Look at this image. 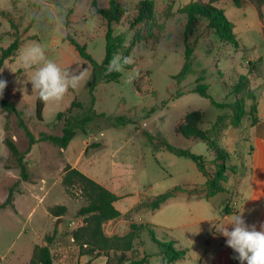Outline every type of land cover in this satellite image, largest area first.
I'll use <instances>...</instances> for the list:
<instances>
[{
    "label": "rangeland",
    "instance_id": "1",
    "mask_svg": "<svg viewBox=\"0 0 264 264\" xmlns=\"http://www.w3.org/2000/svg\"><path fill=\"white\" fill-rule=\"evenodd\" d=\"M139 1L122 0L127 14L135 13ZM154 1L158 13L156 25L151 28L139 25L131 31L125 23L114 26L115 34L128 31L127 46L137 31H150L153 36L132 48L133 68L122 71L119 82H100L96 86L93 102L87 84L92 66L66 40L71 36L86 44L94 59L102 62L107 23L92 0H0V9L11 14L17 27L13 29L8 20L0 18V48L9 46L15 36L21 41L17 56L7 59L0 71V79L7 81L2 98L12 101L24 112L23 117L36 138L41 132L60 134L64 119L58 121L56 115L67 110L73 101L82 104L81 108L72 110L76 118L93 115V121L78 131L65 153L48 142L33 145L26 156L30 181H23L4 139L11 137L21 151L28 150V139L18 127L17 117L0 110V205L6 201L10 188L15 190L14 206L0 210V264H29L35 245H44L45 237L54 233L42 217L55 205H65L67 213L61 218V228L52 236L50 249L54 263L102 264L106 261L103 255H81L72 240V231L82 223L78 211L87 202L77 185L69 192L65 190L62 177L68 164H78L97 182L110 183L123 195L121 203L157 195L181 182L184 176L199 175L193 162L175 155L165 145L188 149L208 159L213 157L204 142L187 139L177 132L185 116L192 111L203 113L202 130L209 129L223 113H229L192 92L201 70L205 71L204 83L209 86L212 97L218 102H231L233 98H227V86L239 74L247 73L248 61L254 62L251 86L255 90L258 113H263L259 117L264 121L263 8L259 10L250 0H243L241 7H236L232 0L214 3L233 24V33L239 42V48L235 49L208 31L204 23L185 39L186 16L177 11L187 0H176L171 9L174 14L168 19L165 13L170 0ZM97 2L101 7L108 4V0ZM31 41L41 44L47 57L62 68L88 70L78 89H70L59 102L46 103L43 122L35 118L37 92L28 81L31 71H26L19 60L21 49ZM186 43L194 47V71L178 82L173 76L183 67ZM259 58L263 59L260 63ZM130 76L134 78L129 79ZM117 117L123 118L126 126L118 125ZM248 125L250 121L246 120L241 128L230 129L236 132L233 134L240 131L238 134L244 136ZM88 137L89 144L85 148ZM246 144L248 149L249 144ZM245 154L239 151L237 155L241 175L251 168ZM210 169L213 170V166ZM236 181L237 176L230 178V195L225 202L235 198ZM203 203L211 207L208 202ZM142 240L143 246L136 248L139 254L143 250L155 251L147 233L142 235ZM149 264H157V259H151Z\"/></svg>",
    "mask_w": 264,
    "mask_h": 264
},
{
    "label": "trees",
    "instance_id": "2",
    "mask_svg": "<svg viewBox=\"0 0 264 264\" xmlns=\"http://www.w3.org/2000/svg\"><path fill=\"white\" fill-rule=\"evenodd\" d=\"M176 0H170L167 5L165 17L168 19L173 16L172 5ZM219 0H187L177 13L186 16L184 26V35L187 40L195 30L204 23L208 31H212L224 43L233 48H239V42L233 33V24L225 16L224 11L217 9L214 3ZM260 10L264 6V0H250ZM236 7L243 5V0H232ZM93 6L98 14L106 21L105 31V55L101 63L97 62L91 53L88 52L86 44L76 41L71 36L66 40L76 49L79 56L92 66L91 77L88 81L89 92L94 102V90L100 82L110 83L119 82L122 78V72H108L107 68L114 54L129 56L132 48L137 43L148 38L153 34L137 31L133 36L129 46L126 45L127 32L135 29L139 25H145L151 28L157 24L158 13L154 0H141L135 7V13L130 16L124 7L122 0H108L107 6H99L97 0H92ZM0 18L8 20L13 29L17 28L11 14L5 10L0 11ZM127 24L129 30L115 34L114 26ZM21 47V41L18 36L6 48H0V71L7 59L17 56ZM194 47L190 43L185 44L184 64L180 72L173 76V79L181 82L193 69ZM259 58L257 62H262ZM133 65H126L124 70H130ZM254 71V62L248 61L247 73L239 74L236 80L227 86V98L232 97L231 102H218L209 93V86L204 83L205 71L201 70L196 79V86L192 92L208 99L212 105L221 110H228L229 113H223L212 126L207 130H202L200 125L203 119V113L192 111L185 116L182 124L177 128V132L187 139L204 142L208 150L213 154V159L208 160L205 156L195 154L188 149H178L169 145L165 147L175 155L190 160L195 164L197 170L206 178L205 198L209 199L219 193L227 192V184L232 176L239 174V167L233 163V157L218 144L219 137L229 128H240L246 120L250 121V126H255L259 122V113L256 103L255 90L251 86L250 74ZM46 103L42 102L37 93L35 118L39 122L44 121V110ZM81 108L82 104L73 101L70 107L65 111H60L56 115L58 121H63V127L60 134H51L41 132L36 138L29 129L25 119L24 112L19 110L16 105L5 98H0V110L8 115H15L18 120V127L22 129L28 139L29 148L21 151L15 141L6 136L4 143L7 146L10 155L14 158L20 169V176L23 181H30L29 164L26 156L31 151L33 145L39 142H48L59 149H66L79 130H83L93 121V115H87L81 119L72 115L74 108ZM118 125L126 126L123 118H116ZM213 166V170L209 167ZM62 184L65 190L69 192L72 186H78L80 192L85 197L87 205L81 207L78 215L82 217V223L72 231V240L79 248L83 256L106 257V264H149L153 258L157 259V264H174L183 260L188 255L187 249H182L177 245V241L168 233L161 231L147 224L132 223L129 230L123 234L107 235L105 225L111 220L120 217V212L115 207L118 197L98 182L85 175L77 168L66 165L63 172ZM182 187L172 188L164 193L154 197L147 205L151 210L158 209L168 199L174 197L182 191ZM14 188H10L6 201L0 205V210L5 207H13ZM49 213L57 218L54 233L58 225L62 222L61 218L67 213L65 205H55L49 208ZM147 233L155 251L148 253L143 250L140 254L136 251L138 245L143 246L142 235ZM52 236L45 237L44 245H35L29 264H55L50 244Z\"/></svg>",
    "mask_w": 264,
    "mask_h": 264
},
{
    "label": "crops",
    "instance_id": "3",
    "mask_svg": "<svg viewBox=\"0 0 264 264\" xmlns=\"http://www.w3.org/2000/svg\"><path fill=\"white\" fill-rule=\"evenodd\" d=\"M262 8L264 11V6ZM3 10L5 9H0ZM259 115L261 117L263 113ZM260 117L255 126L246 127L244 136L238 134L240 131L233 134L236 132L232 133L229 128L217 141L221 148L232 155L234 164H237V155L241 151L246 153L245 158L251 166L249 172L235 175L237 176L235 198L231 202H225L230 195L228 187L230 180L225 184L227 192L219 193L209 199L205 198L206 178L197 167L199 175L184 176L181 182L174 184L172 188L182 187L183 190L156 210H151L147 204L161 193L150 197L140 196L133 203H121L123 195L117 193L110 183L98 182L118 197L114 205L120 212V217L106 223V234L123 235L132 223L147 224L158 232L168 233L177 241L180 248L188 250L187 257L174 264H240L239 260L233 258L236 254L226 245V238L217 231L216 226L227 225L231 216L242 211L246 223L255 224L257 230L259 225L264 223V121L262 122ZM246 143L249 144L248 149ZM88 144L89 137L84 142L85 148ZM65 150L60 149V152L65 153ZM68 165L88 176L78 164ZM203 202H208L211 207L208 208ZM42 218L51 225V231L54 232L57 218L52 217L48 212L46 217ZM60 225L57 229L61 228ZM228 227L231 230V225Z\"/></svg>",
    "mask_w": 264,
    "mask_h": 264
},
{
    "label": "clouds",
    "instance_id": "4",
    "mask_svg": "<svg viewBox=\"0 0 264 264\" xmlns=\"http://www.w3.org/2000/svg\"><path fill=\"white\" fill-rule=\"evenodd\" d=\"M19 60L26 71H31L28 81L33 91L38 93L44 103L59 102L68 93L76 90L85 80L87 68L70 71L47 57L45 48L36 41H31L21 49ZM134 63L133 57L114 54L109 62L108 72H122L126 65ZM136 70L133 69V72ZM134 77H129L132 79ZM7 81L0 79V98H2ZM231 225V230H229ZM217 231L226 238V245L236 254L233 258L240 264H264V223L249 225L243 218V211L230 217L229 223L217 227Z\"/></svg>",
    "mask_w": 264,
    "mask_h": 264
}]
</instances>
